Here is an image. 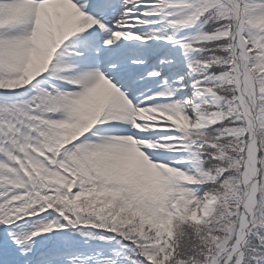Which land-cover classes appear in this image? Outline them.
Returning <instances> with one entry per match:
<instances>
[{
    "label": "snow or ice",
    "instance_id": "snow-or-ice-1",
    "mask_svg": "<svg viewBox=\"0 0 264 264\" xmlns=\"http://www.w3.org/2000/svg\"><path fill=\"white\" fill-rule=\"evenodd\" d=\"M0 264H264V0H0Z\"/></svg>",
    "mask_w": 264,
    "mask_h": 264
},
{
    "label": "rangeland",
    "instance_id": "rangeland-1",
    "mask_svg": "<svg viewBox=\"0 0 264 264\" xmlns=\"http://www.w3.org/2000/svg\"><path fill=\"white\" fill-rule=\"evenodd\" d=\"M180 36H186L187 33L186 32H181L179 33ZM171 48L174 50H172L173 52H175L180 60V74H183V72H187L189 71V69L187 68V59L185 58V50L183 49L182 45L177 44L175 45V47L173 48V46L171 45ZM174 78V76H173Z\"/></svg>",
    "mask_w": 264,
    "mask_h": 264
},
{
    "label": "bare ground",
    "instance_id": "bare-ground-1",
    "mask_svg": "<svg viewBox=\"0 0 264 264\" xmlns=\"http://www.w3.org/2000/svg\"><path fill=\"white\" fill-rule=\"evenodd\" d=\"M160 43L163 44V42H160ZM166 48H167V49H170V48H171V45H167ZM171 50H173V49H171ZM173 51H174V50H173Z\"/></svg>",
    "mask_w": 264,
    "mask_h": 264
}]
</instances>
